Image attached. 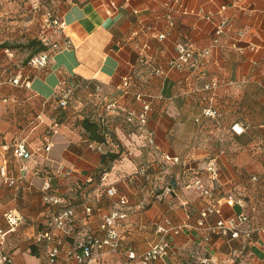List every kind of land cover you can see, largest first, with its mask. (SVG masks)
Returning <instances> with one entry per match:
<instances>
[{
  "label": "crops",
  "instance_id": "crops-1",
  "mask_svg": "<svg viewBox=\"0 0 264 264\" xmlns=\"http://www.w3.org/2000/svg\"><path fill=\"white\" fill-rule=\"evenodd\" d=\"M38 3L65 20L64 30L44 28ZM209 13L213 20L204 17ZM221 14L231 24L213 45L214 22ZM63 39L72 45L54 50L46 71L29 69V60L39 53L28 46L30 41H41L47 49ZM180 40L211 49L204 75L198 69L168 68ZM3 70L7 78L32 72L29 87L0 85V164L14 177L24 175L16 186L0 190V224H6L4 212L20 215L18 230L32 239L29 247L21 242H11L12 251L3 246L17 264H52L48 241L37 240L55 208L44 201L47 193L64 196L76 209L73 234L65 237L53 264H80L67 252L87 234H102L103 215L116 208L127 212L119 230L138 253L160 239L156 226L163 218L190 224L170 235L167 253L150 264H264V0H0ZM125 77L132 78V91L155 96L149 128L157 152L180 159L166 170L140 132L126 123L124 111L112 115L118 147L106 140L98 150L89 146L94 139L82 126L88 112L84 103L72 97L61 107L53 97L62 82L68 89L80 80L100 83L121 108L137 109L140 102L120 89ZM210 83L215 86L206 89ZM208 106L218 115H206ZM22 139L33 153L30 158L4 150L5 144ZM212 159L218 168L213 181L206 170ZM195 176L217 195L234 192L244 199L243 207L224 199L220 204L224 217L240 211L251 217L258 229L253 240L205 239L197 221L206 200L191 185ZM108 187L116 193L109 195ZM214 220L213 215L208 221ZM86 264L148 263L106 249Z\"/></svg>",
  "mask_w": 264,
  "mask_h": 264
},
{
  "label": "built area",
  "instance_id": "built-area-1",
  "mask_svg": "<svg viewBox=\"0 0 264 264\" xmlns=\"http://www.w3.org/2000/svg\"><path fill=\"white\" fill-rule=\"evenodd\" d=\"M42 12V24L45 29H55L58 31L64 30L66 27L65 20L54 10L48 7H42L41 4L35 6ZM222 6L221 9H224ZM204 17L209 20L214 19V14H204ZM215 23V32L212 38L213 45H218L222 35L230 27L231 20L221 14L219 19ZM172 25L173 22L170 21ZM242 35V32H239ZM166 34L159 35L163 39ZM72 45V41L69 39H63L62 41H53L47 49L34 55L28 62L30 70L36 72L46 71L48 64L54 50L60 48H68ZM177 56L175 59L168 61V68L170 69H189L200 71L201 75H204L203 67L206 64L208 57L211 53L210 48H198L192 42L188 40H180L175 45ZM3 71H0V85L4 82H12L14 84L30 86L32 72H28L23 76H9L4 77ZM133 81L130 77H125L121 84L120 89L124 94L132 93L136 101H139V107L137 109H124L115 101L111 100L108 94L104 91L103 86L100 83L91 86L89 82L75 80L71 87L66 89L65 82L58 90L55 91L53 97L56 99L61 107H67L70 103V99L73 96L80 95L83 97V103L88 108V116L91 120L96 121L101 126V134L104 138L103 141L93 140L90 142V147H95L98 150H102L106 140H110L109 143L112 146L118 147V144L112 138L111 125L113 124L112 115L119 114L120 111L125 112L126 123L139 131L145 141V146L150 148L154 152L157 160L164 165L166 170L170 165L179 163L180 159L176 156H170L166 153L157 152L156 145L154 143V130L149 128V113L152 108V102L155 98L153 95L146 94L141 91H132ZM215 86V83L206 85V89H211ZM204 113L208 116H217L218 110L213 106L205 108ZM87 116V117H88ZM238 124L233 125V129L239 132L237 128ZM4 150L10 151L16 158H30L33 153L27 148L25 139L15 141L11 144H5ZM50 144L46 145L45 149L49 150ZM206 170L209 172V178L213 181L217 179L218 168L213 159L208 161ZM69 173L73 171V168L68 169ZM24 177H14L9 174L5 163L0 164V190L3 186H16L19 181ZM253 179H256L253 176ZM192 187L206 200V205L199 212V220L197 224L201 227V230L205 233V239L210 241L215 237L227 236L230 238H241L246 240H253V235L258 229L251 224V217L245 212L240 211L234 216L224 217L220 200L224 199L229 206L239 205L244 206V199L238 196L234 192L227 194L217 195L211 186L204 184L203 179L200 176H195L192 183ZM165 190L167 192L172 191L170 180H166ZM106 192L109 195L116 193L115 187H108ZM44 201L54 205L55 208L49 215L46 227L41 230L37 235V240L42 241L46 239L47 244V258L48 262L55 263L60 255L61 246L65 241V237L73 234L72 226L75 223L76 209L74 204L69 202L64 196H60L54 193H47L43 197ZM125 199H121V203H125ZM87 215L92 211L91 206L85 208ZM215 216L214 222H209L210 216ZM127 217V212L122 208H116L103 215L100 222V230L102 234H87L80 239L75 248L70 249L67 254L69 258H74L80 264H86L95 258V255L99 252L109 249L112 251L122 250L129 258H138L139 260L150 264L151 262L161 258L165 255L170 246V235L179 234L183 228L190 226L188 222L174 224L173 221L165 217L158 222L156 231L161 235L160 239L151 244V246L138 253L134 248L128 246L122 237L119 230L120 220ZM3 218L6 223V227L0 224V245H3L6 240V235L16 230L17 226L22 220V216L13 212H4ZM61 231V234L58 233ZM206 258L204 262H207ZM0 264H17L13 254L7 251L3 246H0Z\"/></svg>",
  "mask_w": 264,
  "mask_h": 264
},
{
  "label": "trees",
  "instance_id": "trees-1",
  "mask_svg": "<svg viewBox=\"0 0 264 264\" xmlns=\"http://www.w3.org/2000/svg\"><path fill=\"white\" fill-rule=\"evenodd\" d=\"M35 45H37V47L35 48L36 52H41L42 50L45 49V46L41 41H30L28 43V46H35ZM82 126L84 127L86 131L89 132L90 137L92 139L98 140V141L104 140L101 134V126L96 121L91 120L89 117H84V119L82 120ZM112 157H115V156L113 155ZM32 253L33 254L37 253L34 247H32Z\"/></svg>",
  "mask_w": 264,
  "mask_h": 264
},
{
  "label": "rangeland",
  "instance_id": "rangeland-1",
  "mask_svg": "<svg viewBox=\"0 0 264 264\" xmlns=\"http://www.w3.org/2000/svg\"><path fill=\"white\" fill-rule=\"evenodd\" d=\"M29 47L35 49L37 47V45L29 46ZM73 97L76 100H78V101H82L83 102V100H84L83 97H81L80 95H78V96L76 95V96H73ZM86 116H88L87 113H86ZM19 225H20V223H19ZM19 225L17 226L16 231L8 233L6 235L5 243L3 245H0V246H6L7 244L9 245V244H11V242H12L13 245L15 243L21 242L24 247H29L30 246L29 242H31L32 239H30L29 237H23L22 230H20V231L18 230L19 229ZM3 226L6 227V224H4ZM9 246L10 247L9 248L6 247V249L12 251V246L11 245H9Z\"/></svg>",
  "mask_w": 264,
  "mask_h": 264
}]
</instances>
